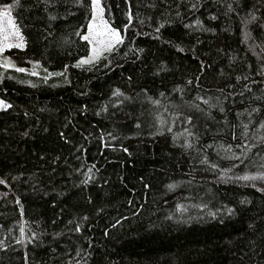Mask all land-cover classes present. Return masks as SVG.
<instances>
[{"label":"trees","instance_id":"trees-1","mask_svg":"<svg viewBox=\"0 0 264 264\" xmlns=\"http://www.w3.org/2000/svg\"><path fill=\"white\" fill-rule=\"evenodd\" d=\"M230 2L236 6L235 0H202L203 7L191 15L182 8L183 19L172 17L173 23L161 29L159 39L154 31L159 12L141 7V18L152 15L153 20L143 25L134 20L126 44L131 41L144 52L128 56L121 52L113 57L110 68H104L106 61H101L91 70L88 66H73L81 56L88 55L86 41L70 35L72 44L58 47L55 43L71 33L67 25L86 24L84 15L69 17L66 24L60 25L65 31H57L49 38L54 42L49 44L40 37L38 11H30L27 5L13 9L21 24L27 26L23 29L27 47L9 49L7 54L18 67L28 68L29 61L39 59L43 68L60 72L67 64L71 83H65L61 76H50L45 83L42 69L39 76H32L0 68V99L12 105L0 110V177L9 179L7 187L0 185V240L8 245L0 248V264H75V260H80V264H252L250 257L264 264V254L254 256L261 252L264 241L247 227L249 222L256 221L258 230L264 231V193L257 191L264 187V181L236 179L246 172L257 171V167L248 165L246 160L247 166L238 164L228 173L231 179L219 180V170L198 163L200 157L195 152L179 146L183 137L173 142V134L188 125L175 117L173 132L160 134L154 122L155 110L171 120L173 104L194 101L197 95L220 96L223 100V95L234 91L237 95L230 98L236 101L232 106L234 113L241 107V99L244 106H249L250 96L264 93L261 83L264 75L259 74L260 63L264 61L249 50L251 41L241 42L240 17L228 11ZM5 3L12 0H0V6ZM107 3L112 5L117 24L126 22L124 0ZM131 3L135 13L136 0ZM240 3L246 4L238 9L241 16L255 7L257 17L262 18L258 22L264 24V0H240ZM212 15L217 19H211ZM196 19L203 22V28L215 32L197 28L193 24ZM184 24L192 27L185 29ZM249 27L255 41L261 43L260 30L255 24ZM136 31L149 35L136 36L132 41ZM197 39L202 42L200 45H195ZM176 44L185 51H178ZM193 45L195 51L191 50ZM121 48L127 50L125 45ZM201 60L210 67L201 71ZM246 75L256 81L249 85L251 93L243 87L248 81L235 79ZM190 78L193 83L185 86ZM27 80L36 86L20 82ZM229 84L234 87L228 88ZM177 85L184 89L182 93L173 91ZM115 88L133 99L112 107L115 98L111 93ZM218 89H224V94ZM240 92L245 93L243 98ZM146 95L159 99L161 105H153L145 99ZM83 105H87L86 113L81 111ZM103 105L109 106L108 111L96 115ZM165 107L168 112H163ZM183 111L188 114L186 108ZM212 116L221 119L216 109L212 110ZM204 119L202 116L197 121L201 132ZM229 119L237 122L232 114ZM137 120L141 123L139 129L135 127ZM60 132H64L69 142L60 137ZM105 132H112L117 139L104 136L101 140ZM210 142V135L202 136V143ZM106 144L113 147H105ZM123 148H128L131 155ZM223 155L209 150L212 162L220 168L231 167ZM250 155L259 163L264 151L254 150ZM93 165L95 180L80 185L87 178L83 173ZM76 168H80V173L73 171ZM33 174L35 178L29 179ZM13 176L20 179L12 180ZM172 182L178 187L169 191L166 185ZM144 184L149 188L145 189ZM4 192L8 193L6 197L2 195ZM17 197L23 206V216L14 202ZM241 200L250 203L241 204ZM201 202L208 205L207 210L193 207ZM178 203L187 211L177 210ZM141 204L144 207L133 215ZM228 206L235 209L234 214L225 210L216 218L208 215L209 211ZM85 216L87 219L82 220ZM121 216L127 219L117 225L115 222ZM169 216L171 219H167ZM21 221L25 226L24 238L19 232ZM76 223H81L79 233L72 231ZM32 232H37L39 239L29 242ZM17 240L22 242L16 243ZM250 241L254 242V248ZM78 248L80 256L76 255ZM85 251L91 255L85 256ZM69 257H73L71 262Z\"/></svg>","mask_w":264,"mask_h":264},{"label":"snow or ice","instance_id":"snow-or-ice-1","mask_svg":"<svg viewBox=\"0 0 264 264\" xmlns=\"http://www.w3.org/2000/svg\"><path fill=\"white\" fill-rule=\"evenodd\" d=\"M126 5V11H124L123 15L126 17V22L122 24H117L116 18L112 12V5L107 3V0H12V3H5L0 6V54L5 53L6 50L9 49H20L24 50L27 47V40L24 35L23 29L27 27L26 25H22L20 19L16 15L13 14V9H23L25 5L28 6L30 11H38L40 16L38 18V23L41 25L40 29V37L42 40L47 41L49 44H52L54 41L49 39L54 37V34L57 31H65V29H61V24H66L69 17H76L77 13H81L84 15L86 19V24L81 23L78 26L73 27L72 25H67L68 28H71V33L69 35H64L61 41H55L58 47H63L64 45H70L73 41L69 38L70 35H74L79 37L80 40L86 41L89 46V53L87 56H81L76 60L73 65L76 68H82L84 66H88L89 70L91 68L96 67V65L100 64L101 61H106L103 64L104 68H110L113 64V57L120 56L121 52H123V56H128L130 53H142L144 52L143 48H137L134 43L129 41L126 44L127 36L130 30L133 29L134 20H136L139 24L143 25L147 22L153 20L152 15H146L141 18V13L139 9L141 7L145 9H150L153 13L159 12V15L156 16L157 26L154 31L156 33V38L159 39L161 29L165 27L166 24H172L173 19H183V15L181 9L183 8L184 13L191 15L198 8L203 7L202 0H136V8L137 11L134 13L132 8L131 0H124ZM235 7L233 3L227 4V9L229 12H233L235 15L240 17L241 23V32H242V43H247L251 41L249 44V50L253 52L254 55L257 56L259 61H264V24L259 23L258 21L262 19L261 17H257L255 7L253 9H249L247 15L241 16V13L238 9L242 7H246L245 5H241L240 0H235ZM117 9H119V5H116ZM211 19H217L215 15L211 16ZM193 24L196 25L197 28L208 31L215 32V29L212 28H203V22L199 19L193 21ZM255 24L257 29L260 30L261 35V43H257L255 38L252 36L250 31V25ZM149 26L150 23H149ZM192 27V24H184L185 29H189ZM83 30V31H82ZM139 35H149L147 32L136 31L135 35L132 37V41L135 40L136 36ZM182 39V38H181ZM171 43V42H169ZM202 42L197 39L195 41V45H200ZM122 45L126 46V51L121 48ZM195 45L192 47V51H195ZM180 52H184L185 48L180 44L174 45ZM259 49V51H256ZM232 59V58H230ZM32 65L31 70L26 67H18L13 59L8 55H0V68L4 69H15V71L20 73H29L32 76H39L40 72L37 69H42L45 75L43 76V81L47 83L48 78L50 76H61L64 78L65 83H71V81L67 77V70L69 65L65 64L63 66V71L60 72H51L47 68H43L41 64V60L34 59L29 61ZM210 67L203 60L200 61V69L203 71L205 68ZM251 67V66H249ZM259 72L260 75H264V62L260 63ZM131 77H128V80L131 81ZM196 81H199V76L195 77ZM237 81L241 79L248 81L243 85L244 89L247 92L251 93L252 88L249 85L256 84V81L250 79V76H237L235 78ZM21 83H28L35 87V84H32L31 80L20 81ZM193 83V79H188L185 82V86L191 85ZM264 83V81H261ZM56 85H53L55 87ZM198 86V83H197ZM228 88H233L234 86L229 84ZM183 88L180 85H177L173 91L183 92ZM145 93L147 89L142 90ZM221 95L224 94V89L217 90ZM84 95V93H81ZM161 96L164 93H160ZM237 95L234 91L229 92L227 95H223V100H221L220 96H201L197 95L194 98V101L184 102L183 105H172V116L173 119L169 120L165 117L158 109L155 110L154 122L157 126V133L163 134L164 131L169 133L173 132V126L176 124L175 117H179L181 119L182 124L188 125L187 127H183L181 132L173 134V142L175 143L181 137H183L179 146L186 150L192 151L197 154L200 158L198 159V163L200 164H209L212 170H219V180L231 179L228 176V173L232 171L233 168H236L239 165H245V161L247 160L248 165H253L257 167V171L252 173H245L242 176L236 177L238 180L243 181H264V155H261L259 163H257L253 156L250 154L255 151H264V93H261L260 96H250L248 98L249 106H244V99L240 100L241 107L237 108L233 113V107L236 104L235 100L230 99L231 97ZM111 96L115 98V107L116 105H123L125 101L132 100L133 97L126 95L120 88H115ZM240 97H244L245 93L240 92ZM123 98V99H121ZM145 99L149 100L153 105L160 106L161 101L159 99H154L151 96H145ZM227 102V103H226ZM111 103V101L109 102ZM171 103V101L169 102ZM203 105V106H202ZM108 105H103L100 110H97L96 115H100L101 111L107 112ZM12 108V105L8 103L4 99H0V109L7 110ZM188 110V114H185L183 109ZM216 109L221 116V119H216V117L212 116V110ZM43 111V109H41ZM82 113L87 112V105H83L81 109ZM163 112H168V108H164ZM229 114L234 115L235 120L237 122H233V120L229 119ZM28 113L25 112V116ZM115 115V112L112 113ZM127 115V114H126ZM204 117L203 129L204 131H200L201 125L197 123ZM244 117V119H241ZM255 121V123H253ZM211 124V127L209 126ZM135 127L139 129L141 127V123L137 120ZM215 129V132L212 129ZM47 131V129H45ZM155 135L156 133H150ZM27 135V132L24 133ZM62 139H65V142H69L65 137L64 132L59 133ZM211 136V142L204 144L202 143V136ZM104 136H108L111 140H116L117 137L112 134V132H105L101 135L100 139L103 140ZM105 147H113L111 144H106ZM216 152L217 156H220L223 153V158L227 159L231 162V167L229 168H220V165L216 162H212L209 159V150ZM79 150H83L82 147H79ZM123 151L131 155L128 148H123ZM56 159H59L57 157ZM79 159V157H77ZM55 163V161H53ZM247 166V165H245ZM84 165H81L83 168ZM95 165L88 168L86 173H83L87 178L80 181V185H87L90 181H94L95 177L93 176V169ZM74 172L80 173V168L73 169ZM98 171V169H97ZM195 171V169H193ZM23 175V174H21ZM71 176L72 173L70 172ZM35 174L29 177V179H34ZM12 180L20 179L19 176L11 177ZM141 180L143 178L141 177ZM105 184L108 183L107 180L104 181ZM0 185H4L7 187L9 185V179L6 177H0ZM80 185H74L79 187ZM143 187L145 189L149 188L148 184H144ZM178 187L176 182H172L166 185V188L169 191L174 190ZM252 187H256V184L253 183ZM257 191L264 193V187H260ZM3 196H7L8 193H2ZM47 195V193H45ZM91 196L88 197L89 202H91ZM17 205L20 206V214L23 216V206L20 204V200L17 197L14 201ZM128 203H132L131 200ZM241 204L250 203L247 200H241ZM144 207L141 204L136 210L133 212V215L136 212H139ZM193 207L202 208L207 210L208 205L206 203H199L193 205ZM177 210L186 212L187 208L182 204L176 205ZM227 214L232 215L235 213V209L228 206L226 208L217 209L216 212L209 211L208 215L216 218L217 214L221 211H225ZM82 220H86L87 217L81 218ZM127 219L126 217L121 216L120 219L116 220V224H120L121 220ZM167 219H171V217H167ZM69 223H73V221H69ZM110 227H115V225H110ZM248 230L251 231L254 235H260L262 241H264V231L258 230L256 221H251L248 223ZM81 223H76L75 227L72 229L73 232L79 233L81 232ZM11 231V229H9ZM21 238L25 236V226L24 223L20 222L19 228ZM57 236L61 235L60 233H56ZM105 235H108L107 229L105 230ZM29 242H34L39 239V234L37 232H32L31 237L28 238ZM22 242L21 240H17L16 243ZM253 248L255 247L254 242ZM8 245L4 243V241L0 240V248H7ZM252 250V249H250ZM81 249L76 250V255L80 256ZM264 254V246L261 248L260 253H254V256ZM85 256H90L91 253L85 251ZM252 260V264H259L254 257H250ZM73 257H69V261L71 262ZM75 264H80V260H75Z\"/></svg>","mask_w":264,"mask_h":264},{"label":"rangeland","instance_id":"rangeland-1","mask_svg":"<svg viewBox=\"0 0 264 264\" xmlns=\"http://www.w3.org/2000/svg\"><path fill=\"white\" fill-rule=\"evenodd\" d=\"M0 55H8L9 56V54H7V50L5 51V53H3V54H0ZM87 56V55H86ZM14 61V60H13ZM14 63H15V61H14ZM16 64V63H15ZM17 65V64H16ZM31 68H32V65H30L29 67H28V69L29 70H31ZM39 72H41V70H39V69H37ZM1 110V109H0Z\"/></svg>","mask_w":264,"mask_h":264}]
</instances>
